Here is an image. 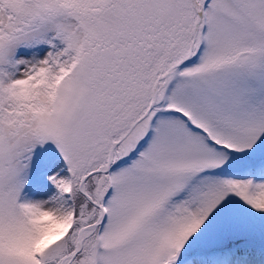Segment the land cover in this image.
Segmentation results:
<instances>
[{
    "label": "snow or ice",
    "instance_id": "snow-or-ice-1",
    "mask_svg": "<svg viewBox=\"0 0 264 264\" xmlns=\"http://www.w3.org/2000/svg\"><path fill=\"white\" fill-rule=\"evenodd\" d=\"M0 264H264V0H0Z\"/></svg>",
    "mask_w": 264,
    "mask_h": 264
}]
</instances>
